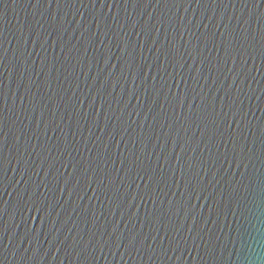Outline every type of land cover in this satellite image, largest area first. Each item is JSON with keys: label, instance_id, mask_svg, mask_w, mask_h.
I'll return each instance as SVG.
<instances>
[{"label": "water", "instance_id": "water-1", "mask_svg": "<svg viewBox=\"0 0 264 264\" xmlns=\"http://www.w3.org/2000/svg\"><path fill=\"white\" fill-rule=\"evenodd\" d=\"M262 50L255 0H0V264H264Z\"/></svg>", "mask_w": 264, "mask_h": 264}, {"label": "snow or ice", "instance_id": "snow-or-ice-1", "mask_svg": "<svg viewBox=\"0 0 264 264\" xmlns=\"http://www.w3.org/2000/svg\"><path fill=\"white\" fill-rule=\"evenodd\" d=\"M247 2L248 0H246V5H247ZM257 6L259 7L260 4L264 3V0H255ZM213 3H215V0H213ZM37 4L39 5L40 4V0H37ZM227 43H230V41H227ZM226 51H227V48H226ZM261 55L264 56V50H262L261 52ZM262 133H264V129H262ZM261 144L264 145V135H262V138H261ZM252 150L249 149L247 150V152L245 153L243 151V149H241V152L239 154V162L243 161L247 158V159H251L250 155L248 153H250ZM247 166V165H245ZM252 181L249 180L247 183H244V187L247 189L250 185H251ZM261 192H264V183L261 184ZM234 199L237 200V204H236V208L233 209V213H236L237 211H240L241 212V215L243 214V208H242V205H243V202L242 200L240 199L239 196H233ZM37 211L39 212L40 209H37ZM136 242V236L133 237L132 239V244Z\"/></svg>", "mask_w": 264, "mask_h": 264}]
</instances>
